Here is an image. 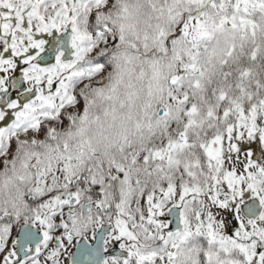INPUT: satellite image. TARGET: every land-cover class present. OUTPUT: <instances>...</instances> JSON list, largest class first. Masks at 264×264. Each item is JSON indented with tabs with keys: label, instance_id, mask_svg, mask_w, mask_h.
Here are the masks:
<instances>
[{
	"label": "snow or ice",
	"instance_id": "snow-or-ice-1",
	"mask_svg": "<svg viewBox=\"0 0 264 264\" xmlns=\"http://www.w3.org/2000/svg\"><path fill=\"white\" fill-rule=\"evenodd\" d=\"M0 264H264V0H0Z\"/></svg>",
	"mask_w": 264,
	"mask_h": 264
}]
</instances>
